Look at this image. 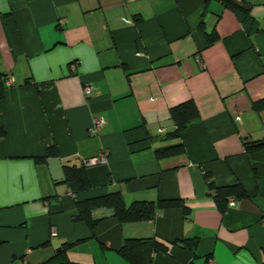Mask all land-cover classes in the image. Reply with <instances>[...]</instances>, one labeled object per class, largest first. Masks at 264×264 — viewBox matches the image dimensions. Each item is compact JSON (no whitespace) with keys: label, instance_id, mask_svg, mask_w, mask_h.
Here are the masks:
<instances>
[{"label":"crops","instance_id":"0c3cea01","mask_svg":"<svg viewBox=\"0 0 264 264\" xmlns=\"http://www.w3.org/2000/svg\"><path fill=\"white\" fill-rule=\"evenodd\" d=\"M234 1L248 11L222 0H0V264H41L77 241L71 261L129 264L117 251L128 237L168 246L145 249L143 264H264V147L244 145L264 139V107L253 108L264 98V0ZM187 100L199 116L173 137L170 108ZM94 117L103 124L89 135ZM174 147L183 151L157 156ZM100 152L106 162L85 167L90 188L75 197L63 164ZM233 184L246 196L221 211L210 185ZM113 190L126 204L178 200L187 211L119 223L96 209L91 236L75 201Z\"/></svg>","mask_w":264,"mask_h":264},{"label":"trees","instance_id":"16d2710c","mask_svg":"<svg viewBox=\"0 0 264 264\" xmlns=\"http://www.w3.org/2000/svg\"><path fill=\"white\" fill-rule=\"evenodd\" d=\"M176 3H180L183 0H174ZM225 7L231 9L240 8L244 12H247V8L238 4L234 0H222ZM202 27V26H201ZM208 45L216 40L217 35L215 28L208 34H206ZM0 86V100L3 98V83ZM264 107V98L254 102L253 108L259 110ZM170 118L175 125V130L171 134L173 137H178L185 127L199 116L197 106L193 100H187L178 105L170 108ZM245 149L247 152L255 151L264 147L263 140L255 141H245ZM183 148L174 147L170 149H164L157 152V156H168L178 152H182ZM57 151L55 147H49L46 149L45 153L41 156L35 158L36 161H45L47 157L56 155ZM82 162L81 165L75 164H63V178L61 182L65 183L71 194L75 197L90 188L89 180L86 174L85 167ZM213 199L217 203L219 209L224 211L226 206H228V200L232 198L245 197L246 193L240 184H233L229 186H217L213 187ZM236 200V199H235ZM77 214L74 217L76 220L83 221L89 228L91 236H94V229L99 221V219L93 216V211L96 209H108L111 212L113 218H115L119 223L126 222H136L154 219L157 211L165 207L181 205L185 211L186 207L181 204L178 200H157L154 201H143L137 200L130 204H126L123 195L120 190H113L102 195H96L88 197L82 200L75 201ZM184 241L185 247H190V244L186 239ZM63 243L58 248L55 249L51 257L44 260L41 264H81L79 262L71 261L68 257V251L76 243ZM102 245V244H101ZM102 248H104L102 246ZM145 249H151L153 252H166L168 246L159 241L155 237L150 238H137L128 237L124 239L123 244L117 250L120 256L127 261L129 264H143L142 262V252Z\"/></svg>","mask_w":264,"mask_h":264},{"label":"built area","instance_id":"2783aa9c","mask_svg":"<svg viewBox=\"0 0 264 264\" xmlns=\"http://www.w3.org/2000/svg\"><path fill=\"white\" fill-rule=\"evenodd\" d=\"M14 83V79L12 77H8L5 79L4 81V85L8 86ZM92 90L91 86H86L84 88V92L86 94H89ZM103 124V120L99 117H94L93 121H92V125L88 128V134L89 135H95L97 133V131L99 130V128L102 126ZM106 153L105 152H100L98 157L96 158H91L88 160H84V165H91V164H95V163H104L106 162ZM235 203V199L230 197L228 200V205H233ZM53 235H55V232L52 233Z\"/></svg>","mask_w":264,"mask_h":264}]
</instances>
